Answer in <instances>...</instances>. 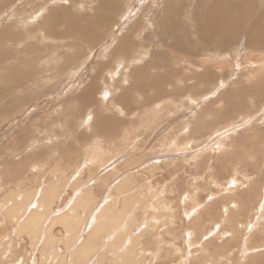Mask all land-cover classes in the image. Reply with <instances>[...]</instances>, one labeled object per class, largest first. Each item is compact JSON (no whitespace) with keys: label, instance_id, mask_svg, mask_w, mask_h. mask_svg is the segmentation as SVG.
<instances>
[{"label":"rangeland","instance_id":"rangeland-1","mask_svg":"<svg viewBox=\"0 0 264 264\" xmlns=\"http://www.w3.org/2000/svg\"><path fill=\"white\" fill-rule=\"evenodd\" d=\"M220 1L247 12L227 7L224 37L206 22ZM262 17L264 0H0V264L70 260L4 214L52 181L50 217L91 190L84 224L105 204L135 213L124 234L142 230L146 264H264Z\"/></svg>","mask_w":264,"mask_h":264},{"label":"bare ground","instance_id":"bare-ground-1","mask_svg":"<svg viewBox=\"0 0 264 264\" xmlns=\"http://www.w3.org/2000/svg\"><path fill=\"white\" fill-rule=\"evenodd\" d=\"M220 2L221 3H219L217 7H214L213 6L210 9L208 8V10H207V16H209L210 18H208L206 20V22L209 23V24L215 22L213 25L216 26L217 29L221 30L220 32L224 31V32H222L223 33V37H224L225 36L224 35L225 33H230L231 34L230 28L233 27L232 21H234V19L231 18L230 12L232 13V15L234 14V11H236V10L238 11V9H240V11H239L238 14H240V12H245L246 11V9H245V6L246 5H241L242 4L241 3L238 6H233L232 7L231 5L230 6L227 5L225 1H220ZM227 7L228 8L230 7L229 8L231 10L230 12H229V10H228ZM245 13H247V12H245ZM236 16L234 14V17H236ZM235 19H237V18H235ZM246 20H245V22H246ZM261 21H262V24H264V17L261 18ZM217 22H219V23H217ZM238 23H239V21H238ZM45 25H46V27H45L46 31L44 33H42L41 35H45V33H47L48 36H49V33H53L55 35H58L59 34L58 32H56V30H53V28L56 29V27L52 23H45ZM205 25H206V23H205ZM255 29L257 30L255 32V36H258V32L261 29V26L258 25ZM253 31L254 30H252V34H254ZM210 34H211V32H210ZM62 37H65V36H62ZM199 37H200V35H199ZM217 37H218V33H217ZM259 38L264 39V33H263V36H261ZM184 51H185V49H184ZM3 56H4V59H6V56L5 55H3ZM3 56L0 57V58H3ZM50 57H52V55H50ZM9 70H11L13 72H11L9 74V77L8 78H11V79H14V80L16 79L15 80V82H16L19 79L20 75L17 73V71H14L15 68L9 69ZM38 73H40V72H38ZM38 73H37V75H38ZM49 78H51V77H49ZM6 79H7V77H6ZM36 80H38V79H36ZM46 80H47V77H46ZM34 81H35V79H34ZM10 82H12V81L10 80ZM18 82H21V81H18ZM7 83H9V82H7ZM39 83H41V82H39ZM10 87H11V83H10ZM18 88H20V87H18ZM12 90L10 89V91H12ZM16 91H18L17 88H16ZM20 91H21V89H20ZM98 154L100 155V153H98ZM94 156H96V155L94 154ZM96 157H98V156H96ZM96 157H94V161H95ZM91 160H92V158H91ZM52 182H50V184H47V186H44L46 188H44V189L41 190L43 192V195H42L41 198H39L38 200H36L37 203H36V201L34 203V198L39 194V193H35L36 187L34 188V193L35 194L34 195L32 194L33 197L31 196L30 192H27L25 190L26 191V194H24V196L21 199L18 196L16 197V195L13 196V193L14 192L11 191L10 194L13 196V200L11 201L12 204L10 205L11 207H6V209H5L6 212L4 214H5V217H6V219H7L8 222H11V221L17 222V226H16V230H15L16 231L15 232L16 235H19L22 232L27 233V236L30 238V244H31V246L33 244H35L34 243L35 238L41 239V242H42L41 243V246H45V245L46 246L47 245L50 246V245H53L52 246L53 248L55 247V243H58L59 240L60 241L62 240V242H64V240L67 241L66 242V246H65L64 249L65 250H66V248L72 249V250H70L71 253H69V254L66 255V261H68V258L70 259L67 262V264H74L77 261H81L80 264L87 263L85 261L87 260V258L91 254H94V253L97 252V250L99 248V245L102 246L103 253H105L107 251H110V253H112V252L115 253L114 258H112L110 260V263L108 262L109 264H146L144 262V261H146V260H144V256H145L144 254L145 253H143L142 249L140 248V247L143 248V246H141V242H139L141 240L142 236H143L142 230L140 232L136 233V234H135V232L133 234L130 233L131 235H129V236H127V235L124 234L125 232L128 231V229L129 230L133 229V224H134L133 222L136 220L135 215H134L135 213H132V216H130V218L128 217L129 218L128 221L123 218L125 216L124 213L126 212L125 211L126 209H125L124 206H125V203H126L127 198H125L123 200V203H122L125 212H123V211H122V213L119 212L120 210L118 208V211H117V214H116V212H115L116 210H115L114 207L110 206L109 204H105L104 205L105 207H103L102 209L101 208L100 209H97V210L95 209L96 211H92L91 210V214L88 217V220H86V223L84 224L85 211H87L89 204H91V206H92L91 201L95 198V194L91 190V191H88V196H84V198H82V196H81V198L83 200L80 201V202L83 204V205L81 204L83 208H79L80 203H73V201H72L71 202L72 204L69 205V206H67L68 208L66 210L63 209L64 211L59 212V214H55L52 217H50V213L53 210V207H52L53 204L52 203H54V201L57 199L58 195L61 194V193H59L61 186L58 187L59 185L56 186V182L55 181H52ZM58 183L61 184V182H59V181H58ZM62 184H63V180H62ZM44 185H45V183H44ZM90 185H87V186H90ZM130 187H131V185H130ZM128 189H129V187H128ZM80 193H82V192H80ZM80 195H83V194H80ZM22 199H23V201H21ZM94 200H96V199H94ZM25 201H28V202L25 203ZM7 203H10V201L7 202ZM28 203L29 204L32 203V205L30 204L31 206L25 207L24 205H27L28 206ZM112 205H114V204H112ZM18 207L19 208L21 207L23 209V211H25L24 214H23V211H22V214L24 215V220H22V221H20V219H19V221H17L18 220V217L21 215V214H17L18 213L17 212L18 211L17 210ZM125 214H128V213H125ZM151 215H152V213H151ZM14 216L16 217V219L14 218ZM156 217H154V219H157ZM120 221H123V223L121 224V226L119 228L118 226H119ZM130 221L132 223H130L131 225L129 227L127 225L129 224L128 222H130ZM56 223L60 224L61 228L63 229V234L60 233V236H56L57 233L56 232L54 233V225ZM152 225H153V228L152 229H154L153 230L154 232H162V231H164V232H170V230L168 228L165 229V230L160 231L159 230L160 228H158L156 226L157 223L155 221L152 223ZM149 227H150V225H149ZM115 229H119L120 231L118 233H114L115 232ZM79 232H82L84 234L80 235ZM154 232H152V233H154ZM110 233H114V234L110 236L109 235ZM122 236H126L125 239L128 237L127 240H125V239L122 240ZM3 237L4 236H2L1 238H3ZM107 237H109V238H107ZM155 237H157V236H155ZM106 238L109 239V240L106 241L105 240ZM32 240H33V242H32ZM1 241H3V240H1ZM122 241L124 242V247L121 246L122 245ZM0 243H2V242H0ZM74 243H75V246L73 248H71V246H72L71 244H74ZM54 250L55 249H53V251ZM157 251H158V249H157ZM99 252H100V250H99ZM12 253H13V251H12ZM64 254L65 253H59V255L61 256V258H60V260L58 261L57 264L62 263V261H63V255ZM155 254H158V253L155 252ZM104 255L105 254H103V256H99V258L105 257ZM10 256H11V253H10ZM21 263L22 264H25V260H22ZM78 264H79V262H78Z\"/></svg>","mask_w":264,"mask_h":264}]
</instances>
